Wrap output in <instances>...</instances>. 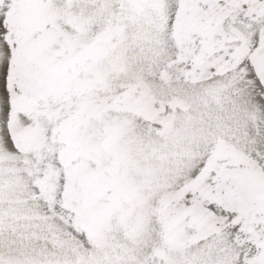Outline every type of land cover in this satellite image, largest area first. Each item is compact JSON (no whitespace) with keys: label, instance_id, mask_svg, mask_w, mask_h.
Instances as JSON below:
<instances>
[{"label":"snow or ice","instance_id":"snow-or-ice-1","mask_svg":"<svg viewBox=\"0 0 264 264\" xmlns=\"http://www.w3.org/2000/svg\"><path fill=\"white\" fill-rule=\"evenodd\" d=\"M0 264H264V0H0Z\"/></svg>","mask_w":264,"mask_h":264}]
</instances>
